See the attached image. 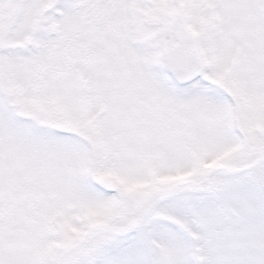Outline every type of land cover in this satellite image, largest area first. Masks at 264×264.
<instances>
[{
  "label": "snow or ice",
  "instance_id": "1",
  "mask_svg": "<svg viewBox=\"0 0 264 264\" xmlns=\"http://www.w3.org/2000/svg\"><path fill=\"white\" fill-rule=\"evenodd\" d=\"M0 264H264V0H0Z\"/></svg>",
  "mask_w": 264,
  "mask_h": 264
}]
</instances>
